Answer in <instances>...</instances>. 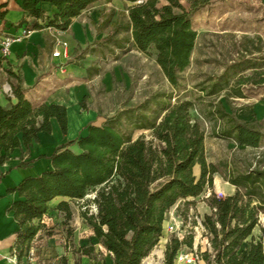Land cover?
<instances>
[{"label":"trees","instance_id":"1","mask_svg":"<svg viewBox=\"0 0 264 264\" xmlns=\"http://www.w3.org/2000/svg\"><path fill=\"white\" fill-rule=\"evenodd\" d=\"M97 1L23 0V5L27 15L36 20L34 29L66 31ZM187 1L188 10L178 0H168L169 4L161 8L157 7L158 0H130L133 5L127 9L136 48L156 51L157 63L175 89L181 88L182 74L190 67L195 50L193 17L210 3ZM45 2L57 9L52 16L38 7ZM9 76L17 102L0 106V165L16 148L23 145L29 150L39 141L40 132L51 133L52 119L57 120L63 135L68 132L66 107L34 105L25 98L20 78L12 72ZM228 85L227 80L217 82L209 95L220 93ZM193 107L191 101H178L159 123L150 122L144 115L139 117L138 129L153 130L158 146L144 138L133 140L130 133L121 131L120 117L102 126L89 125L84 135L58 146L49 158L52 168L39 177L25 179L15 190L24 198L12 206L20 228L17 250L41 231L42 226L33 222L48 213L49 203L55 198L68 199L57 209L70 220V201L82 200L90 190H98L94 200L97 214L88 216L86 212L83 217L99 243L113 255V264H143L162 237L167 213L178 201L196 198L207 186L213 187L218 173L207 162L205 129L192 116ZM210 114L228 118L227 126L216 137L232 139L239 145L244 144V134L264 140L260 122L246 124L219 106ZM74 144L79 152L70 149ZM196 166H200L199 178L194 174ZM227 181L236 192L225 198L216 194L209 197L212 214L205 216L203 226L210 236L212 252L206 251L201 257L206 264H264V166L250 167ZM257 227L260 236L255 235ZM183 245L191 247V238L188 242L171 239L164 264H174ZM78 253L88 255L89 250L79 249Z\"/></svg>","mask_w":264,"mask_h":264},{"label":"rangeland","instance_id":"2","mask_svg":"<svg viewBox=\"0 0 264 264\" xmlns=\"http://www.w3.org/2000/svg\"><path fill=\"white\" fill-rule=\"evenodd\" d=\"M178 2L187 10L190 8L187 0ZM109 3L115 7L106 5ZM168 4V0H158L157 7ZM132 5L130 0H105L94 10L95 15L87 11L84 17L90 19L97 35L86 32L85 43H71L70 76L77 85L87 83L88 94L80 104L88 114L94 112L80 136L89 125L102 126L120 117L121 131L130 133L133 140L144 138L158 146L153 130L138 129L139 117L144 115L150 122L159 123L167 109L178 101L194 104L191 114L200 120L206 133L207 162L218 173L214 175L213 187L207 186L196 198L178 201L167 213L162 237L146 261L164 263L171 239L188 242L191 238L192 246L183 245L174 264H189L187 260L196 255L199 260L191 264H206L201 255L212 252L210 236L203 226L205 216L212 214L209 197L234 195L236 187L228 178L250 167L264 166L263 139L244 134V144L239 145L232 139L216 137L227 126L228 118L210 114L215 107H223L241 122L262 123L260 131L264 134V0H210L194 15L197 41L191 65L182 74L180 89L171 86L157 63L154 49L142 52L136 48L127 10ZM174 11L180 13L178 8ZM226 80V89L209 95L214 84ZM67 93L70 97L71 90L67 89ZM70 149L79 152L77 144ZM194 174L200 177V166L194 168ZM97 191L90 190L84 199L70 201V220L57 209L68 199L55 198L48 213L33 222L42 226L41 231L17 252L26 257L34 247L39 264H107L109 252L83 217L86 212L88 216L97 214ZM261 223L264 225L262 216ZM255 235L260 236V227ZM79 249L89 250V254L81 255Z\"/></svg>","mask_w":264,"mask_h":264},{"label":"crops","instance_id":"3","mask_svg":"<svg viewBox=\"0 0 264 264\" xmlns=\"http://www.w3.org/2000/svg\"><path fill=\"white\" fill-rule=\"evenodd\" d=\"M104 1L95 2L75 18L66 31H59L54 28L34 29L32 25L36 20L27 15L23 0H0V39L2 37L15 39L10 55L2 58L0 106L7 107L10 103L17 102L10 85L9 72H12L20 78L25 98L31 103L60 105L66 107L68 112L66 135H63L57 120L52 119L51 133L40 132L39 141L29 150L23 145L16 148L6 162L0 165V264H39L34 247L31 248L28 256L18 257L20 228L12 206L16 202L23 201L24 198L15 190L25 179L39 177L50 170L52 162L49 158L56 148L78 138L84 132L83 128L94 117L93 111L88 114L80 104L81 99L88 94L87 83L77 85L76 79L70 76L72 71L68 63L71 60V43H85L86 32L90 35L95 32L90 19L84 17L85 13L89 11L90 15H95L94 10L104 4ZM106 5L115 7L112 3ZM38 7L46 16H52L57 12L50 3H41ZM24 20L27 23L22 24ZM39 24L41 25L42 22ZM95 34L97 35L96 32ZM57 38L68 43L69 60L52 57L57 49ZM62 65L64 72L60 69ZM67 89L71 90L70 97L67 96ZM108 254L107 264H113V255ZM146 260L143 264H148Z\"/></svg>","mask_w":264,"mask_h":264},{"label":"built area","instance_id":"4","mask_svg":"<svg viewBox=\"0 0 264 264\" xmlns=\"http://www.w3.org/2000/svg\"><path fill=\"white\" fill-rule=\"evenodd\" d=\"M60 31V30H59ZM15 42L14 38H1L0 39V58H7L11 52V46ZM56 46L57 49L53 52L52 57L54 59H61V60H69L70 53H69V45L66 41L56 39ZM61 71L64 72V65L61 66ZM196 260H199L198 255L195 257L192 256L190 259L187 260V263L191 264L194 263Z\"/></svg>","mask_w":264,"mask_h":264},{"label":"water","instance_id":"5","mask_svg":"<svg viewBox=\"0 0 264 264\" xmlns=\"http://www.w3.org/2000/svg\"><path fill=\"white\" fill-rule=\"evenodd\" d=\"M140 3V2H139Z\"/></svg>","mask_w":264,"mask_h":264}]
</instances>
